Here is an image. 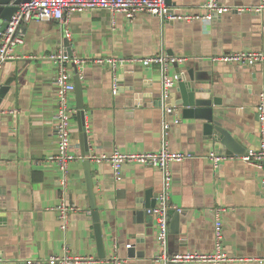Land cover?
Here are the masks:
<instances>
[{"label": "crops", "instance_id": "crops-1", "mask_svg": "<svg viewBox=\"0 0 264 264\" xmlns=\"http://www.w3.org/2000/svg\"><path fill=\"white\" fill-rule=\"evenodd\" d=\"M206 0H171L183 12H205ZM231 6L258 7L260 0H220ZM115 21V25H113ZM66 28L56 20L25 25L24 44L16 48L21 59L8 61L0 71V89H10L0 105V264H20L26 259H46L67 248L76 257H93L108 264L115 254L123 264L157 262L161 247L154 217L140 214L161 190L157 168L127 163L118 179L107 162L91 160L97 209L100 214L106 257L100 258L89 199L85 159L93 154L157 151L162 144V81L158 66L147 67L130 59L166 53L187 60L171 67L196 89L198 98L219 99L216 118L246 149L260 146L257 105L264 92V63L225 64L212 58L238 51L264 52V10H234L212 19L162 20L139 14L128 20L122 13L95 9L75 13ZM70 42L72 57L64 45ZM63 54L86 59L69 63L76 87L82 85L90 155L80 131L76 89L70 105L73 152L81 157L69 170L66 198L81 210L73 212L67 230L54 207L60 202L62 172L52 157L58 149L55 114L58 63L50 57ZM116 59L95 64L93 59ZM125 60V61H122ZM195 70L191 81L189 70ZM114 77L119 91L113 92ZM177 83L172 102L181 103ZM180 123L173 124L169 148L194 155L172 164L168 257L215 250L214 210L224 207V250L235 258L264 256V167L239 159L217 165L209 153L228 154L218 135L207 138L204 119L185 118L178 105ZM171 120L174 115L169 117ZM245 153V152H244ZM242 155V154H240ZM148 209V208H147ZM179 209V210H178ZM134 256H130V249ZM211 264V263H184ZM226 264H263L231 261Z\"/></svg>", "mask_w": 264, "mask_h": 264}, {"label": "built area", "instance_id": "built-area-1", "mask_svg": "<svg viewBox=\"0 0 264 264\" xmlns=\"http://www.w3.org/2000/svg\"><path fill=\"white\" fill-rule=\"evenodd\" d=\"M95 9L122 13L130 21L134 20L139 14H149L162 20L189 22L201 19L208 21L215 15H223L234 10L240 12L253 10L261 13L264 10V0H260V5L258 7L231 6L221 3L220 0H206L204 4L205 12L201 14L183 12L182 9L173 8L168 4L167 0H30L29 2L19 5V9L12 16L7 29L0 33V71L8 61L22 58L16 53V48L24 44L25 25L27 23L34 20H56L65 26L66 34L69 35L68 26L71 16L75 13L92 11ZM113 25H115V21ZM50 59L58 63V73L54 81L58 99V108L54 116L56 122V135L58 137V149L51 159L58 165L62 172V177L59 180L61 200L54 209L61 222V229L67 230L72 213L81 210L78 205L68 202L66 198L70 184V166L73 162L81 158L73 152L72 115L77 110L70 105V97L76 87L69 63L82 64L86 59L80 57L69 58L63 54L52 55ZM212 59L216 62L225 64L256 65L264 63V52L238 51L216 56ZM93 60L95 64L109 62L113 65L116 61V59L113 58L106 59L103 57H97ZM186 60V57L170 56L166 53L130 59L132 62H138L147 67L158 66V70L161 74L164 117L162 119V144L160 149L142 153H124L115 149L111 153L90 155L89 159L97 162L109 163L118 179L123 178V167L127 163H138L157 168L160 171L162 182L161 190L157 196L156 206L146 209V212L154 217L156 222L157 237L161 247V253L156 259L157 262L162 264H168L169 262L175 264L192 262L226 264L231 261H249L264 264V256L256 258H235L229 256L225 252L223 215L226 209L224 207H217L214 210L215 250L213 252H190L173 257L167 256L166 249L170 232V210L173 208L171 204L173 181L172 164L194 157V155L190 153L173 151L168 145V136L172 125L178 124L181 121L179 116L180 109L178 105L172 102L174 89L181 77L180 74L171 73V67L176 64H181ZM118 91L119 83L117 77H114L113 92L117 94ZM257 112L259 133L261 136L260 146L242 155L236 154L227 156L218 155L213 152L209 153L208 157L216 165L225 159H239L260 169L264 167V92L260 94ZM171 115L175 116L173 120L169 118ZM114 251L115 254L108 259L107 263L123 264V259L117 255V245H115ZM94 261L95 259L93 257H76L70 254L66 248L62 254L52 255L46 259H26L21 261L20 264H79L94 263Z\"/></svg>", "mask_w": 264, "mask_h": 264}, {"label": "water", "instance_id": "water-1", "mask_svg": "<svg viewBox=\"0 0 264 264\" xmlns=\"http://www.w3.org/2000/svg\"><path fill=\"white\" fill-rule=\"evenodd\" d=\"M30 0H0V33L4 32L7 27L8 23L11 20L12 16L17 12L19 9V5L22 3L29 2ZM168 4L171 5V0H167ZM65 47L68 48L67 52L70 57H72V51L70 49V42L67 38L64 40ZM189 75L191 81L195 80V70L190 69ZM76 92L79 101V115L81 117V124H80V131L84 137V143L86 144V148L83 151V156L90 155V148L88 147V131L87 125L85 120V111H84V103L82 101V85L79 80V75H76ZM179 91L181 93V103L178 105L182 106L184 117L185 118H197V119H204L207 123L204 124L205 128V135L207 138L212 136L218 135L219 141L227 148L228 154H244L246 153V149L242 147L236 139L232 136V133L223 127L220 120L216 118L214 107L221 105V101L219 99H205V98H198L197 97V90H190L189 88V81L184 80L181 76L180 80L178 81ZM10 86H2L0 89V105L3 99L6 97ZM85 168H86V179H87V187L89 193V199L92 209V217L94 221L95 227V235L98 244V251L99 257L105 258L106 257V250H105V242L103 237L102 225L100 221V214L97 209L96 204V194L94 190V180L92 176V166L91 160L89 158L85 159ZM152 192H147L146 196V209L152 208L156 206V199L149 201V198L152 196ZM146 211H141L140 214L145 215ZM152 217V216H149ZM153 218V217H152ZM130 256H134V249H130ZM168 264H175L169 262ZM178 264V263H177ZM182 264V263H179Z\"/></svg>", "mask_w": 264, "mask_h": 264}]
</instances>
